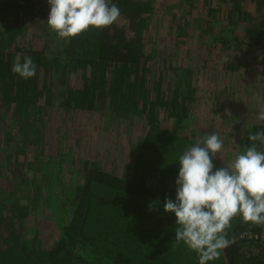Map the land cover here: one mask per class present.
<instances>
[{"label":"trees","instance_id":"16d2710c","mask_svg":"<svg viewBox=\"0 0 264 264\" xmlns=\"http://www.w3.org/2000/svg\"><path fill=\"white\" fill-rule=\"evenodd\" d=\"M112 3L118 23L68 43L48 27V0H0V222L18 206L6 224L13 243L0 229V264H198L176 242L175 218L143 220L175 199L178 158L197 142L185 122L201 98L219 108L215 119L231 120L217 132L216 168L264 131V0ZM187 41L189 53H173ZM168 46L170 55L160 50ZM17 53L32 58L34 77L11 71ZM84 111L96 132L76 116ZM132 119L146 131L130 143L132 162L113 158V145L92 146ZM263 232L236 217L233 242L208 264H264Z\"/></svg>","mask_w":264,"mask_h":264},{"label":"clouds","instance_id":"9594fccd","mask_svg":"<svg viewBox=\"0 0 264 264\" xmlns=\"http://www.w3.org/2000/svg\"><path fill=\"white\" fill-rule=\"evenodd\" d=\"M49 29L68 43L92 29L103 30L118 23L119 7L112 0H48ZM31 57L17 53L11 71L23 79L36 75ZM264 119V114L261 115ZM252 141L224 167L216 168L224 141L219 133L207 134L178 158L176 196L166 198L164 211L175 214L176 242H183L198 256V264L220 258L233 242L228 238L232 221L264 227V131L250 134ZM149 210H152L151 206Z\"/></svg>","mask_w":264,"mask_h":264},{"label":"rangeland","instance_id":"374dc122","mask_svg":"<svg viewBox=\"0 0 264 264\" xmlns=\"http://www.w3.org/2000/svg\"><path fill=\"white\" fill-rule=\"evenodd\" d=\"M194 32L195 31H191L190 34H192ZM193 42H194V40H193ZM193 42H190V41H187L185 43L179 42L178 43L179 47L175 48L174 50L170 49L171 48V47H169L170 45L168 47L160 49V50H162L163 53L166 54V55L172 54L170 50H172L173 53H176V54L179 53L180 55H185L186 52L189 53L188 46L190 47L193 44ZM192 57L194 58V52H193ZM211 68L213 69V67H211ZM213 73H214V70H212V75H213ZM208 86L210 87L211 83ZM213 86H214V84L212 85V87ZM206 97H209V96H206ZM196 105H199V106H198V109L195 110V114H193L185 122V125L190 127V129H188V131L193 133L192 135L198 133L197 136L194 138V140L199 141V140H202L207 134H210V133H213V132L217 133L219 130L222 131L223 128L225 130L228 129V125L231 123V120L227 119V117H226V119H224V123H221L220 122L221 121L220 118L219 119L218 118L215 119L216 117L213 116V112L215 110H218L219 108L217 106L215 107V105L212 106L211 105V101L209 102L208 99H202L201 98V99L197 100ZM226 110H227V112L229 110H231V105L228 104V106H226ZM249 111H250V108L247 110L248 113L245 114V115L249 116ZM79 114L80 115L77 114L76 116H79V117L83 118L80 122L83 123V122L86 121L87 124H88L89 121H90L89 118H88V117H90V112L84 111V112H80ZM93 117L95 118L96 115H93ZM99 120L102 121V122H105V119H103V118H101ZM52 121H53V124L51 125V128L53 130L54 121H56L55 118H53ZM90 123H91L90 125L93 126V130L92 131L96 132L97 131V127H95V126L97 125L96 124L97 122H95V120H91ZM169 123L170 122L167 121V122H165L162 125L164 126V125H167ZM116 125H117L116 128H115V129H117L116 131H114V129L110 130V128L109 129L106 128L104 130L105 132H104L103 139H100V137H96L95 139H93L91 144H92L93 147L97 146V145L99 147H103V146H105V144H108L107 146L113 145V147L111 148V152H113L111 154V156H113V158H115V159L117 158L118 161H123V163L132 162L133 161V157H134V155H133L134 153H133V149H131V147H130V143H131V141H133V143H134V141H136L137 139H140L141 137H143V135H144L143 132H146L145 131V127H144V122L141 121V120H138V119H132L129 122L123 121L122 123H118V124L116 123ZM76 126L78 127V132L81 133L82 132L81 129H80L81 125L79 124V125H76ZM99 132H100V130H99ZM120 132H121V135H120ZM82 135L83 134L81 133V136ZM104 139H108V141L106 143H102L101 140H104ZM230 140H231V138H230ZM223 141H224V139H223ZM104 153H105V151H104ZM103 154H101V155H103ZM222 157L223 156L220 155L219 161L223 159ZM111 160H112V158H111ZM214 161L217 162L218 158L216 157L214 159ZM220 163H221L222 167H224L225 164H226L223 161H220ZM167 183H169V180H167ZM117 196L118 195L116 194V197H115L116 201L118 199ZM11 207H12V209H11ZM16 207H18V206H14V207L13 206H9L8 215L11 216L12 214H14ZM13 208H14V211H13ZM152 209H154L155 211H158L157 210L158 206H154V208H152ZM17 210H18V208H17ZM15 214L17 215L16 212H15ZM160 214L161 215H167L168 218H169V215H171V217L176 219L175 214L165 212V214L164 213L146 214V215L143 216V220L145 219V222H150L152 225H154L155 222H160L161 220H163L164 222H169L167 219L164 220ZM8 215L5 218V222H0V229H4V236L7 237L8 241L12 242L11 239H9V238L12 236V234L14 235V233H13V231L11 232V229L6 228V226H7L6 224L9 223V222H13L14 219H12ZM148 216H150L149 221H146V218ZM174 222H175V220H174ZM47 223L48 222H45L44 226H42V229H41V231H42V233H41L42 235L41 236H43V237H47L45 235L46 231L50 232V230H49L50 226L49 227H45L47 225ZM49 223H51V222H49ZM147 226L152 227L150 225L143 224V228H145ZM165 234H166V232L164 233V235ZM263 235H264V232H263ZM15 239H16V237H15ZM48 241H50V240H48ZM14 244H20L21 245L22 243L21 242L19 243V241H17Z\"/></svg>","mask_w":264,"mask_h":264}]
</instances>
